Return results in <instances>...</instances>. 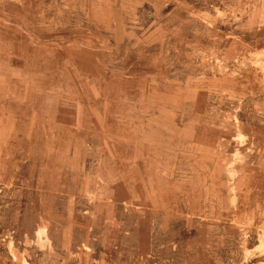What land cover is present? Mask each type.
<instances>
[{
    "label": "rangeland",
    "instance_id": "374dc122",
    "mask_svg": "<svg viewBox=\"0 0 264 264\" xmlns=\"http://www.w3.org/2000/svg\"><path fill=\"white\" fill-rule=\"evenodd\" d=\"M264 262V0H0V264Z\"/></svg>",
    "mask_w": 264,
    "mask_h": 264
},
{
    "label": "crops",
    "instance_id": "0c3cea01",
    "mask_svg": "<svg viewBox=\"0 0 264 264\" xmlns=\"http://www.w3.org/2000/svg\"><path fill=\"white\" fill-rule=\"evenodd\" d=\"M251 264H264V262L263 261H255L254 260V261L251 262Z\"/></svg>",
    "mask_w": 264,
    "mask_h": 264
}]
</instances>
